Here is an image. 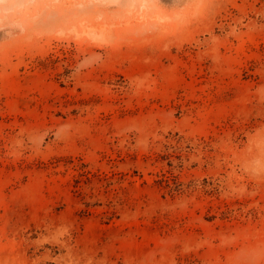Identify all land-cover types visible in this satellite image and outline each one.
Wrapping results in <instances>:
<instances>
[{"label": "rangeland", "instance_id": "374dc122", "mask_svg": "<svg viewBox=\"0 0 264 264\" xmlns=\"http://www.w3.org/2000/svg\"><path fill=\"white\" fill-rule=\"evenodd\" d=\"M0 264H264V0H0Z\"/></svg>", "mask_w": 264, "mask_h": 264}]
</instances>
